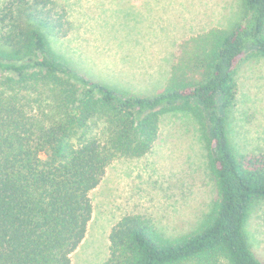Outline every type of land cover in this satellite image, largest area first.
Returning <instances> with one entry per match:
<instances>
[{
    "label": "trees",
    "instance_id": "1",
    "mask_svg": "<svg viewBox=\"0 0 264 264\" xmlns=\"http://www.w3.org/2000/svg\"><path fill=\"white\" fill-rule=\"evenodd\" d=\"M240 19L181 39L162 89H118L56 52L68 33L58 0L0 7V264H72L93 214L89 197L117 158L150 152L161 119L198 125L213 180L209 209L192 230L168 237L148 217L110 230L104 264H264L244 226L264 200V152L236 151L227 113L236 68L264 58V0H241Z\"/></svg>",
    "mask_w": 264,
    "mask_h": 264
},
{
    "label": "rangeland",
    "instance_id": "2",
    "mask_svg": "<svg viewBox=\"0 0 264 264\" xmlns=\"http://www.w3.org/2000/svg\"><path fill=\"white\" fill-rule=\"evenodd\" d=\"M7 0H0V7ZM68 33L50 38L53 49L118 89L147 95L166 82L176 43L210 28H229L241 16V0H58ZM234 107L227 113L231 143L238 152H264V58L239 62ZM190 115L168 114L150 152L117 158L89 194L93 214L72 264H104L108 236L126 215L150 218L168 237L194 229L209 209L213 180L207 150ZM247 243L264 263V200L244 226ZM226 264V263H223Z\"/></svg>",
    "mask_w": 264,
    "mask_h": 264
}]
</instances>
